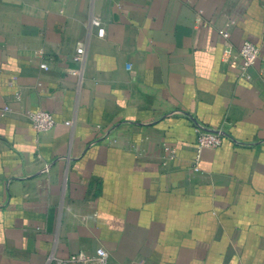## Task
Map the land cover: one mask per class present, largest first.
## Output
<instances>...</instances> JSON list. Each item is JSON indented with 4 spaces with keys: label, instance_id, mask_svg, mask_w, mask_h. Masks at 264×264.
<instances>
[{
    "label": "crops",
    "instance_id": "1",
    "mask_svg": "<svg viewBox=\"0 0 264 264\" xmlns=\"http://www.w3.org/2000/svg\"><path fill=\"white\" fill-rule=\"evenodd\" d=\"M243 40L259 48L246 77ZM197 124L222 141L194 171ZM98 248L264 264V0H0V264Z\"/></svg>",
    "mask_w": 264,
    "mask_h": 264
},
{
    "label": "built area",
    "instance_id": "2",
    "mask_svg": "<svg viewBox=\"0 0 264 264\" xmlns=\"http://www.w3.org/2000/svg\"><path fill=\"white\" fill-rule=\"evenodd\" d=\"M99 18H93V24L99 25ZM233 23L231 20L230 25ZM221 36L223 41L226 42L229 39L230 32L229 28L221 31ZM77 53L73 57L75 61H81L83 59V52L85 49V44L83 42H77L76 44ZM231 54V48L224 49L222 52V59L226 60ZM259 56V48L253 42L249 40H243L238 47V57H239V68L240 75L242 77L247 76L248 70L253 66ZM42 68H47L45 63H41ZM72 74H79L78 69H72ZM19 98V95H16ZM8 108H5V111ZM27 118L29 126L38 133L46 132L51 130L56 123V120L52 113L43 109H35L27 112ZM65 124H69L66 121ZM195 143L193 150V157L191 160V168L194 171L200 170V162L202 158L203 151L205 149H213L221 144L222 136L219 132L210 131L204 129L197 124L195 128ZM164 151L168 160H174L176 158V149L168 144H164ZM108 253L103 248H98L93 254H88L85 252H77L71 254L66 260L61 261L59 264H107Z\"/></svg>",
    "mask_w": 264,
    "mask_h": 264
}]
</instances>
